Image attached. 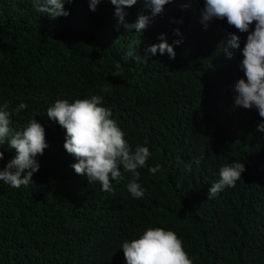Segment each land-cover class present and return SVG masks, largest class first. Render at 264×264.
<instances>
[{
  "label": "trees",
  "instance_id": "obj_1",
  "mask_svg": "<svg viewBox=\"0 0 264 264\" xmlns=\"http://www.w3.org/2000/svg\"><path fill=\"white\" fill-rule=\"evenodd\" d=\"M34 2L0 0V107L14 130L35 119L48 144L33 183L0 181V264H126L123 242L150 227L176 232L193 264H264V118L234 102L248 33L226 19L202 22L204 0H174L154 17L145 0L124 7L125 23L152 17L143 32L117 27L110 0L95 11L73 0L55 19ZM234 33L239 49L227 43ZM161 34L169 44L182 40L175 58L146 52ZM92 95L102 96L133 150L151 152L138 169L143 198L128 192L133 174L122 165L110 192L71 167L66 131L46 111ZM20 103L27 108L16 112ZM0 151L3 170L16 152L7 144ZM233 161L245 164L241 179L208 199L219 169Z\"/></svg>",
  "mask_w": 264,
  "mask_h": 264
},
{
  "label": "clouds",
  "instance_id": "obj_2",
  "mask_svg": "<svg viewBox=\"0 0 264 264\" xmlns=\"http://www.w3.org/2000/svg\"><path fill=\"white\" fill-rule=\"evenodd\" d=\"M70 2L73 0H35L34 6L38 13L55 19L69 14L64 5ZM101 2L102 0H89L90 10L95 11ZM110 2L115 6V15L119 18L117 27L123 24L126 30L135 28L136 32H143L149 26L151 18L162 13L165 6L174 0H145L152 10V17L139 14L131 24L124 22L126 13L123 8L135 5L137 0ZM213 18L226 19L238 32L248 33L240 63L246 79L240 78L235 83L234 102L236 106L245 109L254 107L259 116L264 118V0H204L202 22ZM253 23L254 30L250 31ZM174 32L180 34L179 29ZM158 39L161 42L149 46L146 52L155 55L159 51L161 55L167 53L170 58H175L174 45H179L182 40L169 44L164 34ZM239 40L238 35L232 34L227 41L229 48L239 49ZM223 51L231 58L232 52L228 48ZM127 55L137 60H147V56L141 57L134 52ZM109 91L107 86L101 89V92ZM102 104L103 98L100 95L76 99L72 103L59 99L47 109L46 114L50 120L65 129L63 146L77 161L71 165L76 174L86 176L89 184L98 181L103 191L110 192L113 190L112 181L121 177L122 165L123 170L133 174V179L127 185L128 192L133 198H143L146 189L137 182L141 175L138 169L147 167L151 152L144 145H137L133 150L117 121L111 118V110ZM26 108L27 104L20 103L15 111ZM6 109L7 105L0 107V146L7 144L10 149L15 150L16 155L0 170V181L18 189L33 183V173L40 167L36 157L43 155L48 144L45 129L40 123L32 119L23 130H14L11 127V113ZM257 131H264V123L258 124ZM3 157L4 152L0 151V161ZM195 163L199 164L200 161ZM187 167L188 170L191 169L190 165ZM159 169L160 165L157 164L148 168V171L155 174ZM244 171L245 164L242 162L233 161L222 166L219 169V179L209 189L208 199L216 197L225 188L235 187ZM121 249L126 264H193L177 233L162 227L147 228L139 238L124 241Z\"/></svg>",
  "mask_w": 264,
  "mask_h": 264
}]
</instances>
